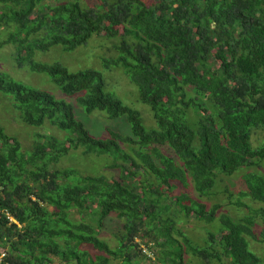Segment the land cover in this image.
Returning <instances> with one entry per match:
<instances>
[{
  "label": "trees",
  "instance_id": "trees-1",
  "mask_svg": "<svg viewBox=\"0 0 264 264\" xmlns=\"http://www.w3.org/2000/svg\"><path fill=\"white\" fill-rule=\"evenodd\" d=\"M1 32L16 65L49 75L88 114L123 118L130 132L96 137L71 103L0 71V92L22 123L65 132H37L24 151L0 124V264H189L186 255L264 264V245L261 255L249 246L264 243V222L259 237L254 220L264 221V142L251 141L264 128V0H0ZM99 34L119 39L105 64L123 68L155 128L105 90L100 71L35 58ZM79 148L112 156L118 174L58 166ZM240 170L239 196L262 206L234 218L203 199L216 195L221 175ZM189 217L217 225L204 244L179 226ZM110 218L114 247L100 236ZM155 247L153 260L143 250Z\"/></svg>",
  "mask_w": 264,
  "mask_h": 264
},
{
  "label": "rangeland",
  "instance_id": "rangeland-1",
  "mask_svg": "<svg viewBox=\"0 0 264 264\" xmlns=\"http://www.w3.org/2000/svg\"><path fill=\"white\" fill-rule=\"evenodd\" d=\"M87 2L92 4L94 0H87ZM5 37L6 33L1 32L0 39ZM118 41V38H107L103 34H99L93 36L86 45L79 46L74 50L65 51L60 46H53L44 53L38 52L35 58L47 63L59 62L70 70L91 67L100 71L104 77L105 90L113 93L123 103L138 110L145 128H155L156 124L152 118L149 106L138 99L137 89L130 82L123 68L115 65L106 66L105 64L106 59L115 57L118 54L114 48V44ZM14 53V44H5L0 48V71L7 73L17 81L45 89L51 92L57 99L71 103L75 117L84 123L92 135L105 138L109 134V128L122 133L130 132V128L123 118L109 119L103 112L98 110H94L89 114L86 113L77 104L76 95H68L61 92L49 75L30 71L27 66L19 67L16 65ZM3 95L4 93L0 92V124L5 128L6 132L14 135L21 141L24 151L32 148L37 132L53 134L59 138H63L65 132L48 122L40 126H30L22 123L14 114L12 107ZM251 141L255 146L262 144L264 142V128L253 129ZM125 148L127 147L125 146ZM82 150L83 148H79L72 151L61 159L58 166H74L81 173H103L108 177L118 174V169L109 168L108 164L112 162V156L83 154L81 153ZM243 172L244 170H240L231 176L221 175V180L214 187V191L217 192L216 195L204 198L203 200L207 201L209 205L215 202L221 203L220 212H227L234 218L252 214V209H258L262 205L253 201L249 196H239L241 191H245L244 186L241 184ZM191 193L194 194V191L192 190ZM236 201L242 202V205H237ZM255 215V233L261 237V228H263L264 221L261 215ZM117 226V220L114 218L107 219L106 226L102 229L100 235L105 242H108L113 247L116 245L115 233L118 231ZM179 226L182 227L185 234L197 245L205 243L204 238L206 237L207 230L214 231L217 229V225L206 224L192 217L187 218ZM249 243V246L258 254H262L264 243L255 242L251 239ZM143 251L153 260L159 254L157 247L153 251L148 248H145ZM186 260L189 264H198L200 262L197 258L190 255H186ZM145 261L148 260L146 259Z\"/></svg>",
  "mask_w": 264,
  "mask_h": 264
},
{
  "label": "built area",
  "instance_id": "built-area-1",
  "mask_svg": "<svg viewBox=\"0 0 264 264\" xmlns=\"http://www.w3.org/2000/svg\"><path fill=\"white\" fill-rule=\"evenodd\" d=\"M3 255H4V253L2 252V253L0 254V257L3 256Z\"/></svg>",
  "mask_w": 264,
  "mask_h": 264
}]
</instances>
